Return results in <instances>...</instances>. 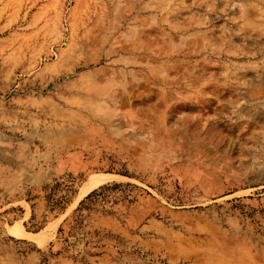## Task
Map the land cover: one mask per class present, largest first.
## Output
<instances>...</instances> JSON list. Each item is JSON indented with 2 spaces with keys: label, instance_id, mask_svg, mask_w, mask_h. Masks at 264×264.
<instances>
[{
  "label": "rangeland",
  "instance_id": "374dc122",
  "mask_svg": "<svg viewBox=\"0 0 264 264\" xmlns=\"http://www.w3.org/2000/svg\"><path fill=\"white\" fill-rule=\"evenodd\" d=\"M0 264H264V0H0Z\"/></svg>",
  "mask_w": 264,
  "mask_h": 264
},
{
  "label": "bare ground",
  "instance_id": "6f19581e",
  "mask_svg": "<svg viewBox=\"0 0 264 264\" xmlns=\"http://www.w3.org/2000/svg\"><path fill=\"white\" fill-rule=\"evenodd\" d=\"M114 179L113 175H106V174H100L92 177L87 184L84 186V189L82 191L81 197L90 193L92 190L96 189L97 187L104 185ZM27 234V233H26ZM30 235V234H28ZM39 240V238H38ZM44 238L40 237L39 242L43 241Z\"/></svg>",
  "mask_w": 264,
  "mask_h": 264
},
{
  "label": "trees",
  "instance_id": "16d2710c",
  "mask_svg": "<svg viewBox=\"0 0 264 264\" xmlns=\"http://www.w3.org/2000/svg\"><path fill=\"white\" fill-rule=\"evenodd\" d=\"M109 188H110V187L105 186V187H103L102 189H109ZM96 192H97V191H94V192H93L92 194H90L87 198L92 197L93 195L96 194ZM82 204H84V201L81 202V205H82Z\"/></svg>",
  "mask_w": 264,
  "mask_h": 264
}]
</instances>
